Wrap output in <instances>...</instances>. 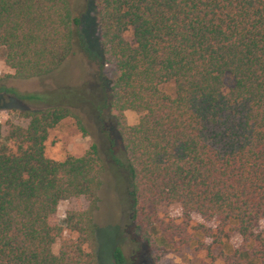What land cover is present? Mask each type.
I'll return each mask as SVG.
<instances>
[{"label": "trees", "instance_id": "1", "mask_svg": "<svg viewBox=\"0 0 264 264\" xmlns=\"http://www.w3.org/2000/svg\"><path fill=\"white\" fill-rule=\"evenodd\" d=\"M91 3L99 32L93 90L24 93L0 84V93L44 104L19 112L25 127L9 125L14 152L3 151L0 124V264H101L94 214L108 169L142 240L147 207L175 203L180 223L163 225L167 242L186 241L196 215L215 223L216 234L228 229L251 244L264 264V0ZM79 25L68 0H0L4 65L18 79L53 72L84 50ZM104 65L116 70L113 79ZM80 105L94 113L104 148L92 142L80 156L46 157L48 133L62 120L87 134ZM126 110L140 115L135 124ZM71 198L85 202L64 214L76 236L60 239L54 253L62 226L52 217ZM111 259L127 264L119 247Z\"/></svg>", "mask_w": 264, "mask_h": 264}, {"label": "rangeland", "instance_id": "2", "mask_svg": "<svg viewBox=\"0 0 264 264\" xmlns=\"http://www.w3.org/2000/svg\"><path fill=\"white\" fill-rule=\"evenodd\" d=\"M74 16L79 17L78 31L83 42L84 50L77 49L62 65L53 72L28 79H18L3 62V49L0 47V84L12 87L19 92H48L58 87L70 86L93 90L99 72L97 57L98 28L95 24L91 0H68ZM103 75L111 80L116 70L110 65H104ZM232 85V78L223 76V91ZM169 83L163 86L170 90ZM43 103L20 100L0 93V124L2 148L5 152H14V143L7 138L10 124L25 127L27 121L19 116L22 110H35L43 107ZM78 112L87 130L83 135L72 118L62 120L48 133L44 143L45 156L55 160H62L67 156L82 155L92 142L103 147L104 140L98 132L95 116L86 105H80ZM126 123L135 124L140 115L124 111ZM103 184L98 191V209L94 214V222L99 228V251L101 264H112L111 250L119 247L127 264H258L252 255V246L242 243L234 234L224 229L222 234H216L215 223L204 222L198 216L191 217L187 227L186 241L181 237H174L173 242H167L162 235L165 223H180L178 204L160 203L146 209L148 217L142 218L141 227L145 229L148 241L142 240L140 232L129 219L130 212L122 200V190L116 184L111 170L103 174ZM82 198L68 199L59 202L52 221L62 226L60 237L52 246L57 252L60 239L74 238L75 233L66 229L63 219L69 209L84 207ZM200 225L209 228L208 233L198 229ZM264 230V221L259 225ZM150 244V245H149Z\"/></svg>", "mask_w": 264, "mask_h": 264}]
</instances>
